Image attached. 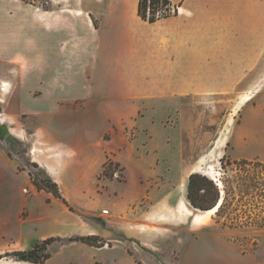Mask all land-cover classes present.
<instances>
[{
  "label": "rangeland",
  "instance_id": "374dc122",
  "mask_svg": "<svg viewBox=\"0 0 264 264\" xmlns=\"http://www.w3.org/2000/svg\"><path fill=\"white\" fill-rule=\"evenodd\" d=\"M41 1L33 5L0 0V43H13L15 37L20 46L28 36L39 39L37 17L46 10ZM63 3L50 0L48 9L54 14L66 8ZM214 5L228 17L221 38L229 48L216 49L208 38L211 33L203 35L208 45L197 43L200 34L192 36L185 54L186 64L188 55L191 58L190 78L172 82L171 74L178 78L183 73L185 52L177 37L161 33L165 21L153 25L159 31L153 42H159L161 50L150 52L153 66L144 72L149 77L158 74L159 80L147 83L137 76L122 83L121 113L112 114L109 129L99 137L103 153L97 171L74 178L64 189L53 177L67 203L52 194L40 205L39 197L32 196L30 205L40 206L21 213V234L31 238L26 245L49 236L62 240L48 246L51 257L44 262L21 263L6 254L24 250L25 242L15 244L9 232L0 230V264H264V166L254 163L247 175L235 163L248 159L264 164V52L247 51V44H240L233 33V24L249 25L248 0ZM214 58H241L255 65L220 67ZM135 65L133 74H140L141 67ZM2 92L7 91L0 88V105L5 100ZM246 94L252 98L237 107ZM25 116L14 118L19 132ZM8 120L0 107V139L9 141V154L34 177L41 167L33 165L27 140L36 143L37 137L11 133ZM86 122L98 127L94 119ZM53 144L60 146L58 141ZM209 165L234 189L221 212L195 227L191 217L176 208L183 199L196 211L187 199L188 172L204 173ZM245 183L253 186L248 194L243 192ZM88 235L98 236L95 245L69 240Z\"/></svg>",
  "mask_w": 264,
  "mask_h": 264
},
{
  "label": "crops",
  "instance_id": "0c3cea01",
  "mask_svg": "<svg viewBox=\"0 0 264 264\" xmlns=\"http://www.w3.org/2000/svg\"><path fill=\"white\" fill-rule=\"evenodd\" d=\"M171 1L179 11L151 23L139 16V0H64L66 8L54 14L47 9L39 17L34 15L41 25L38 40L28 36L19 46L13 37V43H0V84L7 82L9 86L2 92L5 100L0 105L9 119L6 126L16 135L37 137L36 143L27 140L28 155L61 180L63 189L74 178L90 177L99 168L103 153L99 137L109 129L112 114L121 113L119 106L125 98L120 92L122 83L137 76L143 82H157L158 74L149 77L144 72L153 66L150 52L161 50L160 43L153 42L159 32L152 29L153 25L165 21L161 33L169 31L177 37L179 49L185 52L183 73L178 78L171 74L172 82H188L190 78L191 58L188 55L186 64L185 54L191 49L192 36L200 34L197 43L202 45H208L210 38L216 49L229 48L221 38L228 17L225 9L214 4L239 0ZM247 13L249 25L233 24V33L240 44H247V51L264 52V0H248ZM194 14L197 17L192 18ZM135 61L141 67L136 75ZM212 61L220 67L255 65L241 58ZM24 115L25 125L19 132L14 118ZM89 118L97 121L96 129L95 124L86 122ZM8 150L9 141L0 139V230L9 232L15 244L23 246L25 242L21 249H28L31 245L26 242L31 238L21 234L20 226L25 223L21 213L36 211L42 198L52 193L38 190L32 173L22 169ZM32 196L39 197L40 205H30Z\"/></svg>",
  "mask_w": 264,
  "mask_h": 264
},
{
  "label": "trees",
  "instance_id": "16d2710c",
  "mask_svg": "<svg viewBox=\"0 0 264 264\" xmlns=\"http://www.w3.org/2000/svg\"><path fill=\"white\" fill-rule=\"evenodd\" d=\"M25 3L36 5L37 1L40 0H22ZM50 0H42L41 7L48 9V4ZM173 4L171 0H139L138 4V14L139 16L148 21L156 22L161 18H165L171 15L170 12H165L163 15H157V11L161 8L166 7L167 5ZM237 169L239 171L249 174L251 167L254 163L263 165L261 162H253L248 159H241L235 161ZM33 165L40 168L39 164L33 162ZM41 174V175H40ZM201 171H195L190 174L187 183V199L190 204L197 210H208L218 206V212H221L226 206L229 195L234 189V185L229 184L228 180L223 178L220 179V184L217 181H214L210 176ZM252 180V179H251ZM33 182L38 190H44L52 193L54 196L61 198L65 203L67 200L61 193L60 184L50 175L45 169L40 168L39 174L34 175ZM219 186H218V184ZM244 186L246 190L243 191L246 194L248 188H252V184L245 183ZM225 190V193H224ZM242 191V190H241ZM220 200V202H219ZM219 202V203H218ZM217 213V212H216ZM98 236L88 235V236H75L70 237V241H81L89 245H95L93 240L97 239ZM57 240H62L60 237H49L42 241H37L29 249L24 250H14L8 252L7 256H12L19 261H29L33 263H41L51 257V252L48 250V246L54 243Z\"/></svg>",
  "mask_w": 264,
  "mask_h": 264
},
{
  "label": "bare ground",
  "instance_id": "6f19581e",
  "mask_svg": "<svg viewBox=\"0 0 264 264\" xmlns=\"http://www.w3.org/2000/svg\"><path fill=\"white\" fill-rule=\"evenodd\" d=\"M6 90H8V87L6 88ZM251 98H252L251 94H246V95L242 96L237 107H240L242 104L247 103ZM229 123H231V120ZM218 139L216 141L215 147H217ZM223 140L224 139H222L221 140L222 142L219 143L220 145H222L224 143ZM204 160H205V157L201 158L200 162L203 163ZM212 169H213L212 165H209L208 171H206L204 173H206L208 176H210L212 179H214L215 181H217L220 184V179L218 177V173H216L215 170H212ZM199 170L200 169H198L196 171H199ZM194 172H195V170H194ZM221 185L222 184H220V186ZM219 205L214 207V208L208 209V210H197V209H195L196 211H194L193 209H191L188 206V204L183 199H181L177 205L176 211L185 217H191L192 225H194L195 227H200V226H203L204 224H206L209 221V219H211L212 216H214L216 214V212L219 208Z\"/></svg>",
  "mask_w": 264,
  "mask_h": 264
},
{
  "label": "built area",
  "instance_id": "2783aa9c",
  "mask_svg": "<svg viewBox=\"0 0 264 264\" xmlns=\"http://www.w3.org/2000/svg\"><path fill=\"white\" fill-rule=\"evenodd\" d=\"M179 11V8H177L175 5L173 4H170V5H167L166 7L164 8H161L157 11V15H163L165 12H170L171 14L173 13H177ZM1 88L2 90L4 91L6 89L7 86V82H1ZM24 191L25 192H28V189L27 188H24ZM104 213L108 214L110 212L109 209H104L103 210Z\"/></svg>",
  "mask_w": 264,
  "mask_h": 264
},
{
  "label": "water",
  "instance_id": "95a60500",
  "mask_svg": "<svg viewBox=\"0 0 264 264\" xmlns=\"http://www.w3.org/2000/svg\"><path fill=\"white\" fill-rule=\"evenodd\" d=\"M214 181H215V180H214ZM216 183H217V182H216ZM217 184H218V183H217ZM218 186H219V184H218ZM219 202H220V200H219ZM219 202H218V203H219Z\"/></svg>",
  "mask_w": 264,
  "mask_h": 264
}]
</instances>
